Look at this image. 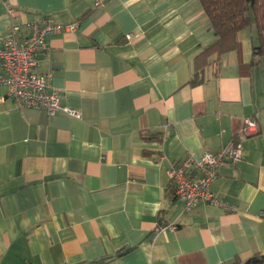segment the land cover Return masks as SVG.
<instances>
[{"label": "crops", "instance_id": "0c3cea01", "mask_svg": "<svg viewBox=\"0 0 264 264\" xmlns=\"http://www.w3.org/2000/svg\"><path fill=\"white\" fill-rule=\"evenodd\" d=\"M43 15L76 22L46 35L35 70H51L60 104L79 116L0 100V264L103 255L114 257L101 264H233L264 254V66L245 68L253 27L218 62L196 56L215 39L199 0H0V33ZM246 116L253 134L241 133ZM231 139L242 157L220 163L210 183L229 206L182 210L170 163Z\"/></svg>", "mask_w": 264, "mask_h": 264}, {"label": "built area", "instance_id": "2783aa9c", "mask_svg": "<svg viewBox=\"0 0 264 264\" xmlns=\"http://www.w3.org/2000/svg\"><path fill=\"white\" fill-rule=\"evenodd\" d=\"M75 27V21L64 24L43 15L11 24L6 32L0 33V86H5L0 100L8 97L19 107L42 108L48 113L63 110L78 117V110L60 104L59 90L48 82L51 70L46 74L35 70L36 55L45 46L46 35ZM256 131V120L252 116L244 117L241 133L249 135ZM242 150V142L231 139L218 151L203 150L198 157L188 154L171 162L168 168L171 191L182 201V210L191 209L201 200L229 206L212 193L210 183L216 177L220 163H236L242 157ZM168 228L173 230L174 226Z\"/></svg>", "mask_w": 264, "mask_h": 264}, {"label": "trees", "instance_id": "16d2710c", "mask_svg": "<svg viewBox=\"0 0 264 264\" xmlns=\"http://www.w3.org/2000/svg\"><path fill=\"white\" fill-rule=\"evenodd\" d=\"M199 3L207 16L215 39L196 56L207 59L211 54H215L213 60L218 62L222 53L238 47L237 32L247 27H253L256 42L251 45L250 59L245 68L249 69L257 62H261L264 66V0H199ZM199 71L192 76L191 83L202 80L201 76L197 78ZM143 134H145L143 138L146 139L159 140L162 138L161 131L156 133L145 131ZM127 250L128 248H122L117 253ZM113 257L114 255H103L98 259L89 261V263L101 264ZM73 264L84 263L76 262ZM233 264H264V254L255 253L242 262L235 260Z\"/></svg>", "mask_w": 264, "mask_h": 264}]
</instances>
